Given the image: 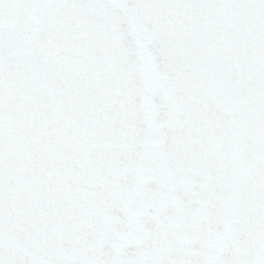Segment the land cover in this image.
<instances>
[{
  "label": "snow or ice",
  "instance_id": "snow-or-ice-1",
  "mask_svg": "<svg viewBox=\"0 0 264 264\" xmlns=\"http://www.w3.org/2000/svg\"><path fill=\"white\" fill-rule=\"evenodd\" d=\"M0 264H264V0H0Z\"/></svg>",
  "mask_w": 264,
  "mask_h": 264
}]
</instances>
